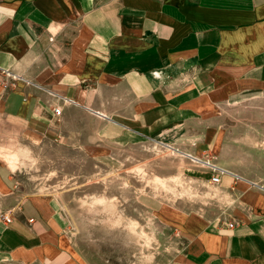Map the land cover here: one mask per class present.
<instances>
[{
    "label": "crops",
    "instance_id": "obj_1",
    "mask_svg": "<svg viewBox=\"0 0 264 264\" xmlns=\"http://www.w3.org/2000/svg\"><path fill=\"white\" fill-rule=\"evenodd\" d=\"M0 118L113 165L199 164L206 209L159 214L170 264H264V0H0ZM19 179L0 159V264H90L60 195Z\"/></svg>",
    "mask_w": 264,
    "mask_h": 264
},
{
    "label": "rangeland",
    "instance_id": "obj_2",
    "mask_svg": "<svg viewBox=\"0 0 264 264\" xmlns=\"http://www.w3.org/2000/svg\"><path fill=\"white\" fill-rule=\"evenodd\" d=\"M131 155L124 160L118 153L113 165L105 153L59 145L0 118V159L17 172L27 193L60 195L73 241L90 264H170L178 243L159 214L201 211L211 201L210 188L187 177L193 169L205 170L199 164L165 148ZM142 157L156 158L143 167Z\"/></svg>",
    "mask_w": 264,
    "mask_h": 264
},
{
    "label": "built area",
    "instance_id": "obj_3",
    "mask_svg": "<svg viewBox=\"0 0 264 264\" xmlns=\"http://www.w3.org/2000/svg\"><path fill=\"white\" fill-rule=\"evenodd\" d=\"M55 111H56L57 113L60 112L59 108H57ZM159 144H161V142H159ZM201 165H203V166H205V167H208V168H211L213 171H216L218 174H219V173H224V172H225V170L220 169V168H217L216 166H214V165L210 162L209 159H204V160H202V161H201ZM211 182H212V183H217V182H219V177H218L217 175L212 176V177H211ZM6 219H7V218H6Z\"/></svg>",
    "mask_w": 264,
    "mask_h": 264
}]
</instances>
